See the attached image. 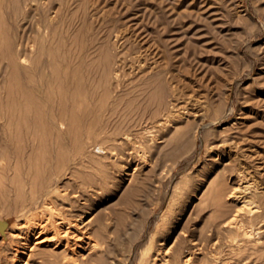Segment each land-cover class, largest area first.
Wrapping results in <instances>:
<instances>
[{
	"label": "rangeland",
	"instance_id": "374dc122",
	"mask_svg": "<svg viewBox=\"0 0 264 264\" xmlns=\"http://www.w3.org/2000/svg\"><path fill=\"white\" fill-rule=\"evenodd\" d=\"M0 3L2 4H0L2 7H0V64L2 66H0V71L2 70L0 72V96L5 97L2 98L3 110L0 98V109L2 113L4 111L3 118H0L4 121L0 120V124L6 122L7 118L5 117L11 116V111L16 104V96H13L16 89V92L20 94L19 91L22 92L28 86L38 85L36 81L40 77L46 79V89L44 88L40 97L46 110L49 105L43 95L50 94L53 99L55 98L57 108L54 112L56 113L60 105L61 93L58 89L59 83L53 77L59 75V67L63 75L68 70H76L78 75H83L84 80V74L90 68L89 65H86L89 64L87 61L90 59L97 61L95 60L98 59L96 53L100 57L107 56V58L103 59L102 57L101 59L103 63L108 59L110 64L109 66L107 62V67H104L105 63H102L100 57L97 62L92 61L91 64L92 68L97 67L96 72L98 68L100 69L98 71L103 72V68L97 64L100 62L103 64L100 65L104 67V70H108V87L110 89L108 100L112 98L108 102V108L118 94L124 96L122 99L125 101L119 105L120 111L115 112L118 114L117 119L116 115L112 116L114 113L111 114L112 122L109 121L111 123H108L107 128L111 125L113 128L118 121L121 123L122 118L127 121L126 116L135 113L133 117H131L132 115L128 116L130 119L128 118L126 125L124 122L123 126L121 125L123 129L129 126V132L133 133L131 134L134 139L131 138L132 143L119 144L111 153L102 151V154L101 151H93L92 156H85L84 161L77 165L80 168H78L79 172L75 174L74 179L68 180L65 178L66 175H63L62 181H60L62 192H67L71 197L77 187V190L79 187L81 188L79 192H85L87 188L93 189L90 186L92 185L90 179L92 180L93 176L98 180L100 177V181H104L106 176L110 178L109 175H111L110 179H105L106 185H103L104 182L101 181L103 187L97 189L98 195L94 193L91 196L89 206L92 208L97 206L106 216L114 215L112 225L116 224L121 227H118V232L119 230L121 232L118 235V237L120 236L119 240L115 238L117 234L112 236V239L114 238L112 241L115 240L112 246L115 245L114 247L119 251L122 259L126 258L125 260L121 259L120 264H139L138 260L143 257L141 252L145 248L148 250L146 249L144 254L148 256L147 259L144 258V260L146 259L144 264H148V261L152 260V255L153 258L156 256V247L162 244L169 245L175 242L176 245L181 244L179 247H182L183 250L186 249L185 252H187L188 249L195 248L193 243L196 241L201 249L197 250L198 256L195 258V264H264V0H20V2H16L17 4L15 0H0ZM20 4L23 5L22 9L21 7L18 9ZM12 5H16L17 8ZM19 24L20 28L17 26ZM48 31L51 32L50 35ZM19 32L25 35L26 41L28 40L26 51L29 60V62L26 60L25 63H22L24 61L20 62V65L30 68L34 78L37 79L36 81L29 82L27 73L13 75V70L9 66L7 58H9L10 52L8 51L11 46L9 47L10 44H7V39L10 40L7 35L17 41ZM72 36L76 43L73 42ZM59 42L62 44L60 45ZM50 43L52 48L49 47ZM56 43L57 46L59 45V50L55 46ZM72 45L74 48L71 47ZM108 47L107 51L113 57L104 50ZM49 48L53 51H50ZM71 49L79 54L77 55L76 52L70 54ZM78 49L80 51H77ZM100 49L102 50L99 53L97 50ZM2 52L4 55L1 54ZM104 54L106 55L104 56ZM72 55L75 58L70 60ZM62 56L65 57L62 58ZM108 57L112 59V63ZM52 59L54 62L50 64ZM36 62L38 67H36ZM117 67L121 69L119 70L122 72H120L121 75L123 74L122 77L119 73L118 78ZM110 70L113 71V74L110 73ZM146 70L150 73H147ZM145 71L148 77L141 76L140 78L141 73L145 75ZM116 72L117 74H115ZM37 73L38 76H36ZM121 78L123 80L126 78V80L117 81ZM149 79H153L152 81H156L155 83L159 82L158 85L155 83L153 85L155 87L154 90L152 89L153 97L156 99L157 96V98L161 96L163 102L160 99V103L164 105L166 103L172 111L177 109L174 107L180 104L181 108L178 107L181 110L178 108V111H181L184 116L181 117V114L177 112L178 116L173 115L175 118L177 117L175 120L173 116L169 117L171 120L168 121L167 127L157 129L156 132H147L149 135L145 138L139 135V130L143 127L147 130V124H151L152 120L151 111L156 109H153V106L156 107L155 104L159 100L153 98V105L151 104L149 106L151 108L147 109L149 112L145 111L140 114L139 108H144V100H149L147 88L143 87L145 81L148 82ZM164 79L168 82H165ZM9 80L13 81V85ZM8 83H11V87ZM120 83L122 87H120ZM20 85L22 86L20 87ZM130 85L132 86L129 87ZM126 87L130 89L127 90ZM7 88L12 89L9 90L10 94L7 92ZM164 88L166 91L163 90ZM127 94L129 97L139 96L141 98L143 96L146 99L138 97L142 106L128 107L127 98L129 97ZM98 95L100 96L101 92ZM6 101L7 103L9 101L10 105H6ZM90 101L92 102V100ZM173 101L178 103H172ZM183 102L187 106L186 108L182 106ZM158 103L157 108L161 105ZM134 110L136 111L133 112ZM54 112L40 113L41 117H39L38 123L41 122L40 126L42 127L39 126L41 129L39 132L45 130L43 129L46 127L45 121L47 120L49 123L50 119V123L54 124L56 131L59 130L60 134L65 136H60V140L64 143L67 142L68 150L74 151L73 147L71 148V135L64 131L66 130L65 125L67 130L69 129L68 122H64L62 125L59 120L61 118ZM121 112L123 113L121 114ZM19 114L20 111L17 114L15 112L14 119H18V121L21 119L22 123L30 122L28 119L20 118ZM145 115L147 116L145 117ZM47 117L50 118L47 119ZM114 119L116 124L113 125ZM18 121L14 120V122ZM129 121L130 124H128ZM133 124L137 127L133 128ZM131 126L133 130H131ZM62 129L64 130L62 131ZM175 132L177 133L175 134ZM172 139L174 140L172 141ZM49 140L53 139L49 138ZM162 143L169 145L164 146ZM134 146L138 147L140 152L137 149L134 151ZM160 146L163 148L161 149ZM133 153L135 155H132ZM145 154L148 156L146 157ZM142 155L143 158L140 157ZM139 157L141 159H138ZM14 159L13 156L11 160ZM143 160L145 161L143 162ZM23 161L20 160L21 173L24 180L26 179L25 181L29 183V171H27L29 162L24 161V167ZM53 161L54 159L51 161L42 160L43 164L40 163V166L47 170L48 165H53ZM86 161L89 162L88 165L85 163ZM60 165V172H63L65 167L63 164ZM82 167L85 168L82 169ZM134 167L138 169L135 171L134 181H123L122 177L126 170L128 168L131 170ZM82 171L85 172L82 173ZM8 174L9 176L5 178L7 184L12 182L10 177L13 174V169H10ZM56 177L57 175H53L52 178L56 179ZM246 179H250L254 186L253 190L246 193L245 198L252 202L251 205H255L257 210L243 211V220L239 224H241V229L244 228L243 231L246 229L249 230V232L245 230L249 234L252 231L254 233H251L253 236L248 233L249 236L243 235L246 240L242 236V240H238L239 235L243 233L232 231L235 229L234 226L225 224L234 210L240 206L228 196V192ZM65 180L69 182L66 183ZM83 180H86V185L82 183ZM73 183H76V187ZM25 185L27 188L30 186L27 183ZM70 187L74 188V191ZM15 191L14 187L10 189L9 186L5 196L0 200V204L3 203V206L0 205V217L4 215L3 217L8 220H13L16 217L13 212L15 208L12 202H9L16 195ZM207 194H210L209 199L206 197ZM72 199L76 200L74 197ZM80 200L85 201L79 198V202ZM64 201L67 204L71 202L67 198H64ZM77 203L78 201L75 204ZM2 213L4 214L2 215ZM125 218L127 219L125 220ZM254 230L259 231L256 233ZM250 236L251 238H249ZM3 237L4 232L0 229V258L6 256L8 258L6 260L11 264V245L7 241L10 237ZM247 237L249 241H254L248 242ZM237 240L238 242H235ZM241 241H244L245 244ZM247 242L250 244H246ZM236 243L240 246H237ZM236 247L239 249L238 251L240 248L245 247L246 249L237 253ZM122 251L127 253L126 256L121 253ZM121 255L125 257L123 258ZM39 260L40 257L36 256L30 260L29 264H41Z\"/></svg>",
	"mask_w": 264,
	"mask_h": 264
},
{
	"label": "bare ground",
	"instance_id": "6f19581e",
	"mask_svg": "<svg viewBox=\"0 0 264 264\" xmlns=\"http://www.w3.org/2000/svg\"><path fill=\"white\" fill-rule=\"evenodd\" d=\"M17 1L20 2V0H15V3ZM12 3H13V1H12ZM13 6L14 5H12V7ZM22 6L23 5L20 4V6H18V9H19V7H21V9H22L23 8ZM14 7L17 8L16 5ZM35 8H36V6H35ZM21 11H23V10H21ZM11 14H12V12H11ZM47 18H48V16H47ZM13 21H14V19H13ZM50 22H52V21L50 20ZM40 23H41V21H40ZM9 25H11V24H9ZM17 26H19V28H20L21 25L19 24ZM5 28H7V27H5ZM20 30L22 31V29H20ZM49 30H50V28H49ZM4 31H6V30H4ZM9 31L11 32L12 30H9ZM50 31L52 32V30H50ZM51 32H49V35L51 34ZM19 33L20 34H19V38L17 41H14V39H12L10 35H7L10 37L9 41L7 39V42H8L7 44H10L9 47L11 46L10 47L11 49H9V51H8V52H10L9 56H8L9 58H7V59H9L8 60L9 66H11V69L13 70V75L17 76V75H21L22 73H27L28 75L27 74L26 75L29 76V82L33 81V80L36 81L37 79L34 78V74H32V70L30 68H28L27 66L20 65L21 64L20 62L24 61L22 63H25V61L28 60V53L26 51V45H27L28 40L26 41L25 35H23L22 32H19ZM7 34H9L8 31H7ZM13 35H15V34H13ZM29 35H31V34H29ZM54 36H55V34L53 35V39H54ZM2 38H4V37H2ZM117 38H118V36H117ZM73 39H74V37L72 38V40ZM29 40H31V39L29 38ZM32 42H33V40H32ZM61 42H63V40ZM70 42H71V40H70ZM73 42L76 43L75 40H73ZM51 43H50L49 47L51 46ZM59 44H60V42H59ZM72 44H74V43H72ZM31 45H32V43H31ZM74 45H72L71 47L74 48L73 47ZM78 45H80V44L78 43ZM107 45H104V46L106 47ZM33 46H34V42H33ZM33 46H32V48H33ZM55 46H57V43L55 44ZM104 46H102V48H104ZM80 47H82V46H80ZM40 48H41V46H40ZM51 48H52V46H51ZM76 48H78V46H76ZM87 48H88V46H87ZM110 48H111V46H110ZM57 49L59 50V45L57 46ZM84 49H85V47H84ZM94 49L96 50V48H94ZM4 50H3V52H4ZM49 50H50V48H49ZM89 50H90V48H89ZM101 50L102 49L97 50V51L101 52ZM104 50H106V52H108L107 50H109V47H108V49L106 48ZM50 51H53V50H50ZM70 51H71L70 54L71 53L73 54V52H76L74 50L72 51V49ZM77 51H80V50L78 49ZM3 52L1 53L2 55H4ZM83 52H85V50ZM103 52H102V54H103ZM58 53H59V51H58ZM108 53H107V55H108ZM51 54H52V52H51ZM70 54H67V55H70ZM76 54H77V52H76ZM78 54H79V52H78ZM96 54L98 55L97 58L99 59V57H100L99 54L98 53H96ZM60 55H62V54H60ZM63 55H65V54H63ZM80 55H81V53H80ZM105 55L106 54H104V56ZM58 56H59V54H58ZM34 57H35V55H34ZM63 57H65V56H62V58ZM102 57L103 56L100 57V60H102L101 59ZM105 57L107 58V56H105ZM105 57H103V59H105ZM1 58H2V56H1ZM3 58H4V56H3ZM43 58H44V56H43ZM74 58L72 55L70 60H72ZM108 58L110 60V63H112V59H110V57H108ZM19 59H20V61H19ZM42 59H41V61H42ZM56 59H57V57H56ZM98 59H95V60L98 61ZM1 60L3 61V59H1ZM52 60L53 61H50V64H51V62H54V59H52ZM33 61H35V60H33ZM92 61L97 62V61H94L92 59L87 61V62H89V64H86V65H89L90 68H89L88 72L84 74V77H85L84 80H83V75L82 76L78 75L76 70H72V71L68 70L67 73L65 71L66 74L63 75L61 68L59 67L60 70L59 69L58 70L61 73L59 72L58 76L53 77V79L55 81L56 80L58 81V83H59L58 87L59 88L58 87L57 88L59 89V91L61 93V96H60L61 98H60V103H59L60 105H59V108L57 109L56 113L54 112L55 109L57 108L56 102L54 101L55 98L53 99V97L48 93H47L48 95H43V98L46 99V101L49 105L48 109L46 110L45 104L40 97V94H42V92L46 89L45 88L46 87V83H45L46 79L44 77H40L39 80L36 81V83L38 85H36V86L30 85L27 88L24 87L25 89L22 92L19 91L20 94H18L16 92L17 91V89H16V91L13 93V96H16V99H15L16 104H15V107L11 111V116L8 115L9 116V118H8V116L6 115L7 116V117H5V118H7L6 122L0 124V200L5 196L4 194L6 193V191H8L9 186H10V189H11V187H14L16 189V191H15L16 195L14 196L12 201H11V199L9 200V202L10 203L12 202V205L15 208V211L13 210V212H15L16 217L13 220H11V219L8 220L6 217L5 218L3 217L4 213H2L3 216L0 217V229H2L4 232L3 238L10 237V239L7 241L11 245V252H12V257L10 256L12 258L11 264H29L30 260L36 256L40 257L39 262L41 264H120V261L122 259L120 257L119 251L117 249H115V247H114L115 245L112 246V244L115 241V240L112 241L114 239V238L112 239L113 234H117L115 237L116 240H119V237H120V236L118 237L119 232H120V230L118 232L119 226L118 225L116 226V224L112 225V223H113L112 221L114 220V215L113 216L112 215L106 216L104 213H102L100 211V208H98L97 206H95L93 208L89 206V204H91L90 203L91 202L90 201L91 196L94 193L96 195H98L97 189L102 188L103 187L102 182H104L105 179H110L111 175L108 174L110 176V178H108L106 176L104 181L101 180L102 182L100 181V177L98 180L97 177L93 176L92 177L93 179L92 180L90 179V182H92V185H90V186H92L93 189L87 188V189H85V192H87V193H85V192H79V190L81 188L79 187V190H77L78 189V187H77L75 190L76 192H72L73 195L71 197H69V194L67 192H62V188H61L62 184H60V181H62L61 177L63 175H66L65 178L68 180L74 179L76 177L75 174L77 172H79L78 168H80V166L78 167L77 165L80 162H83L85 159L84 157L91 155V153L93 151H99V152L101 151V153H102V151L105 153H108V152L111 153L114 150V148H116L119 144L124 145L127 142L132 143L131 142V138H132L131 134H133V133L129 132V129H128L129 126L125 127L124 129L122 127L123 122H124V125H126L128 122V118L130 119V117H128V116H130L132 114L126 116L127 121H125L121 117L122 118L121 123H118L119 122L118 121L119 119H118L117 120L118 122L116 124V121L114 119L115 122L113 121L114 122L113 125L114 124H116V125L113 128H112V125H111V127L107 128L109 121L112 122V120H110V119H112L114 117V115H116V117H115L116 119L118 118L117 117L118 114H116L115 112L117 110L120 111L118 109V107L121 104V102L123 101L124 96L118 94V96L116 98H114L112 104L108 108V104H109L108 102L112 98H110V100H108L109 93H110V91H109L110 89L108 87L109 73L107 72L108 70L107 71L104 70V67L106 66L107 62H108L107 64L110 66L109 61H108V59L104 60V61H106V62H104L105 63L104 67L100 65L103 63V60H102V63L100 61H99L100 64L97 63L101 68H103L102 73L100 71H98V70H100L99 68L96 72L95 70L97 67H95V68L91 67ZM28 62H29V60H28ZM36 64H37V62H36ZM55 64H56V62H55ZM28 65H29V63H28ZM53 65H54V63H53ZM80 65L82 66V63ZM0 66H1V64H0ZM70 66H69V68H70ZM109 66H108V68H109ZM36 67H38V64L36 65ZM56 68H57V65H56ZM119 69L120 68H118V70ZM6 70H7V68H6ZM111 70H110V73L112 72V74H113V71H111ZM120 70L117 71L118 74H117V72L115 73L118 75V78H119V73L121 72ZM143 70H145V69H143ZM104 71H106V72H104ZM114 71H115V69H114ZM146 71H145V75H144V73H143V75L141 73L140 78H141V76L148 77L147 76L148 74L146 75ZM149 71H147V73H150ZM0 72H2V70ZM10 73H11V71H10ZM121 73H120V75H121ZM153 73H154V71H153ZM56 75H57V73H56ZM122 75H121V77H122ZM15 76H13V77H15ZM36 76H38V73ZM137 76H139V75H137ZM140 78H138V79H140ZM166 79H164L165 82H168V81H166ZM122 80H123L122 78L117 79V81H119V82ZM125 80H126V78H125ZM125 80H123V81H125ZM152 80L149 79L148 82L145 81V84L143 83L144 84L143 87L147 88V91H148L147 96L148 97L147 96L146 97L149 98V100L147 99L148 100V101L146 100L147 102L144 100V102H143L144 108H142V107H141V109L139 108V110H141V111H139L140 114H143V113H145V111H147V109H150L151 107L149 108V106L152 104V102H154V100H153L154 91L153 90L155 87H153V85L156 81L153 82ZM9 82H11V81L9 80ZM11 83L13 85V81ZM11 83L10 84L8 83L10 87H11ZM21 83L23 84L22 81H21ZM121 83H120V87H122ZM128 83H130V82H128ZM157 83H159V82H157ZM157 83H155V84H157ZM169 83H170V81H169ZM130 84H132V83H130ZM164 84L167 85V83H164ZM16 85L18 86V84H16ZM122 85H124V84H122ZM21 86L22 85H20V87ZM131 86L132 85H130L129 87H131ZM133 87H135V86H133ZM136 87H137V85H136ZM116 88H117V85H116ZM127 88L128 87H126V89ZM165 88H166V86H165ZM165 88L163 90H165ZM10 89H8V91L7 90L6 91L9 92ZM129 89H127V90H129ZM157 89H158V87H157ZM18 90H20V89H18ZM155 91H156V89H155ZM99 92H101L100 96L98 95ZM9 94H10V92H9ZM83 94L85 96H82ZM123 94H124V91H123ZM134 95H136V94H134ZM144 95H145V93H144ZM127 96H128V94H127ZM138 97L139 96H133V97L130 96L129 98H127L128 99V107L129 106L130 107H136V108L140 107V105L142 103H139L140 102L139 100L140 99H146V98H143V96H142L141 98L139 97L140 98L139 99ZM157 97H156V99L154 98L155 100L159 99V100H157V102L155 104L156 107L153 106V109L154 108H156V109H154V110L151 109V110H153V112L150 110L151 115H152L151 124L148 123L149 124L148 125L146 123L148 126L147 130L143 129L145 127H143L142 129L139 130V132H140L139 135H141L142 137L147 138L149 135L147 132H151V131L156 132L157 129L163 128L164 126L167 127L168 123H169L168 121L171 120V119H169V117L173 116L174 114L176 115L177 112L181 114V117L183 115L181 111H178L180 104L178 105L179 107L178 106L174 107L177 109H174L172 111L168 108L167 104L165 103L166 102L165 99H164V101H165L164 102L165 105H164V104L160 103L161 96H159L160 98H157ZM0 98L2 100V98H5V97L0 96ZM87 100H89V101H87ZM90 100H92V102ZM158 101H159V103H158ZM161 101H162V99H161ZM123 102H125V101H123ZM175 102L176 101H173L172 103H175ZM6 103H7V101H6ZM157 103L161 104V105H159V108H157ZM177 103L178 102H176V104ZM3 104L4 103L2 100V106H3ZM8 104L10 105L9 101L6 105H8ZM176 104H172V105L175 106ZM184 104L185 103L183 102L182 106L186 108L187 106ZM121 106H123V105H121ZM173 106H172V109H173ZM11 107H13L12 104H11ZM0 108H1V106H0ZM3 108H4V106L2 107V110H3ZM125 109H128V108H125ZM7 110L9 111V109H7ZM129 110H131V109L129 108ZM18 111H20V114H19L20 118L28 119L30 122L29 123L28 122L22 123L21 119L19 121H18V119H14L16 117L15 112L17 114ZM44 111L48 112V114L50 112H54L56 115H58L61 118L59 120H61L60 122H62V125L64 122L65 123L68 122L67 124L69 126V129L67 130V127L65 125L64 127L66 130L62 129V131L64 130L65 132H68L71 135V138H72L71 144L72 145L70 143H69V145H71V148L73 147L74 151L68 150L67 142L64 143L62 140H60V138H59L60 136H63V137H65V136H64V134H60L59 130L56 131L54 124L50 123V119L48 120L49 123H47L46 119H45L46 121L44 120L46 122V127L43 126L44 127L43 129H45V130L42 129L43 131L39 132L41 130L40 127H42V126H40L41 122L38 123L40 120L39 117H41L40 113L42 114ZM135 111L136 110H134L133 112H135ZM126 112L128 113L127 110H126ZM147 112H149V111H147ZM185 112H187V111H185ZM3 113H4V111H3ZM3 113L1 112V109H0V118L2 117ZM122 113L123 112H121V114ZM111 114H113L112 115L113 117H111ZM121 114H120V116H121ZM134 114L131 117H133ZM137 114L140 115L139 113H137ZM147 115H145V117ZM148 116H150V115H148ZM176 116H178V115H176ZM48 118H50V117H47V119ZM141 118H142V116H141ZM147 118H149V117H147ZM173 118L175 120L177 117L175 118L173 116ZM178 119H180V118H178ZM14 120H17L18 122H14ZM122 120H124V121H122ZM147 120H149V119H147ZM1 121H4V120H1ZM52 122H54V121H52ZM60 122H59V124H60ZM128 124H130V121ZM134 124H133V128L137 127V126H135L136 124L135 125ZM137 124H139V123H137ZM131 130H133L132 126H131ZM176 133L177 132H175V134ZM180 134H182V133H180ZM182 135H184V134H182ZM178 136H181V135H178ZM49 138L53 139V140H49ZM162 138L164 140V137H162ZM165 138H166V136H165ZM176 138L179 139L178 137H176ZM174 139H172V141ZM37 143L38 144L40 143V144L38 145ZM174 143L177 145L176 142H174ZM162 144H161V146L166 145V144H163V145ZM167 145H169V144H167ZM176 145H174V147ZM161 146H160V148L162 149L163 147H161ZM137 148L136 147L133 148V149H135L134 151H136ZM141 149H143V148H141ZM137 150L139 151V149H137ZM147 154H145L146 157L148 156ZM132 155H135V154L133 153ZM159 155H161V153H159ZM13 156L15 158L14 159L15 161L13 160L14 163H12L13 161L11 160ZM97 156H98V154H97ZM135 157H137V156H135ZM140 157L143 158V155ZM140 157L138 159H141ZM95 158H97V157H95ZM41 159L45 160V161H51L54 159L53 165H48V167H47L48 169L45 170L44 168H42L43 166L42 167L40 166V163H42ZM5 160H7L8 162H4ZM20 160H24V161L27 160L29 162V165H28L29 169L26 168V169H28L27 171H29V177H28L29 183L25 181L26 179L24 180L23 174L21 173ZM55 160H56V163H55ZM24 161H23V164L25 167ZM87 161H88V159H87ZM87 161L85 163H87ZM144 161L145 160H143V162ZM60 164H63L64 165L63 167H65L63 172H60V169H59L61 167ZM88 164H89V162L87 163V165ZM147 165L149 166L150 164H147ZM136 167H134L131 170L128 168V170H126L124 176L122 177V180L123 181L131 180L132 181L133 178L135 177V171L137 169ZM83 168H85V167H82V169ZM10 169H13V174H11L12 176L10 178H11L12 182H10L11 184L9 183L10 184L9 185V184H7L8 182L7 183L5 182V178L7 176H9L8 172ZM87 169H86V171H88ZM137 171H138V169H137ZM83 172H85V171H82V173ZM101 173H102V171H101ZM91 174H93V172ZM53 175H57L56 179L52 178ZM101 177H103V176H101ZM101 179H103V178H101ZM106 181H108V180H106ZM64 182H66V180ZM67 182H69V181H67ZM26 183L30 185L29 188L26 187V185H25ZM82 183H84L85 185L87 184L86 180H83ZM252 183L253 182L250 179H246L244 181L242 180V182H240V184L237 187L231 189L228 192V196L233 198V200H235L238 204H240V206L234 210V213L232 214V216L230 218H228L226 220L225 224L226 225L230 224V225L234 226V228L236 230L232 229V231H235V232L237 231L238 233H243L241 235L238 234L240 237V238H238V240H240V239L242 240L241 236L242 237L249 236L253 232L252 231L249 234L248 233L249 230L245 229L248 232H246L245 230L243 231L244 228L241 229V224H239V222H242V220H243V215H244L243 211L252 212V211L257 210L256 206L251 205L252 202H249L245 198L246 193L253 190L254 185ZM73 184H75L74 187H76V183H73ZM104 184L106 185L105 182L103 183V185ZM70 185H72V184H70ZM82 186H83V184H82ZM90 186H88V187H90ZM70 188H72V187H70ZM73 189L74 188H72L71 190H73ZM132 189H131V192H133ZM140 189H141V187H140ZM63 190L65 191V189H63ZM66 191H67V189H66ZM15 192H13V193H15ZM214 192H217V191H214ZM209 195L208 194L206 195V197H208V199H209ZM72 197L76 198V200H73ZM64 198H67V200H71V202H69L68 204L65 203ZM79 198L84 199L85 201L82 202V200H80V202H79ZM77 201H78V203H77L78 205L75 204ZM2 204H0V205H2ZM75 205H77V206H75ZM2 208L3 207H1V210H3ZM6 213L9 214L8 212H6ZM116 217H118V216H116ZM126 219L127 218H125V220ZM114 223H116V222H114ZM125 223H126V221H125ZM119 228H121V227H119ZM251 229L253 230L252 227H251ZM259 230H257V231L254 230V231H256V233H258ZM261 230H263V229H261ZM247 233L249 235H247ZM122 234H123V232H122ZM132 234H133V232H132ZM251 236H253V235L251 234ZM251 236L249 238H251ZM244 238L246 240V237H244ZM238 240L235 242H238ZM247 241L253 242L254 240L249 241L248 237H247ZM4 242H5V240H4ZM193 242H195V241H193ZM248 242L246 244H250ZM196 243H197V241H196ZM196 243H193L194 244L193 246L195 248L191 249V250L188 249L187 252H185L186 249L183 250L182 247H179L181 244L176 245L175 242H173L169 245H163L162 244L161 246L156 247L157 248L156 252H155L156 256L153 258V255H152V260H150L151 258L149 257L150 261H148V264H195V258L198 256L197 250L201 249V246H198V244H196ZM242 243H241V245H242ZM239 244H240V242H239ZM239 244L237 245V243H236L237 246H240ZM244 244H245V242H244ZM200 245H201V243H200ZM243 246H245V245H243ZM245 247L247 248V246H245ZM244 248H242V249L244 250ZM248 248H249V246H248ZM146 249L147 248H145L144 251L141 252L143 254V257H141V259L138 260L139 264H144V262L147 259L146 257L148 255L144 254V253H146L145 252ZM236 249L237 250H235V251H237V253L242 251L241 248H240V251H238L239 249L237 247H236ZM123 251L121 253H124V255L127 254L126 252H123ZM126 251H128V250H126ZM128 255H129V253H128ZM144 255H145V257H144ZM4 257H3L4 259L0 258V264H9L8 260H6L8 258L6 256H4ZM131 258H129V259H131ZM144 258H146V259L144 260ZM125 259L126 258H124L122 260H125ZM134 259H135V257H134ZM196 261H198V259H196ZM196 263H198V262H196ZM200 264H202V263H200Z\"/></svg>",
	"mask_w": 264,
	"mask_h": 264
}]
</instances>
